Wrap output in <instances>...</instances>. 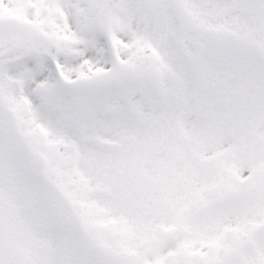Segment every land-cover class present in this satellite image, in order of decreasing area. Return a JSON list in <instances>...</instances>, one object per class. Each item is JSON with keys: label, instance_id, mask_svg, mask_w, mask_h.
Here are the masks:
<instances>
[{"label": "snow or ice", "instance_id": "obj_1", "mask_svg": "<svg viewBox=\"0 0 264 264\" xmlns=\"http://www.w3.org/2000/svg\"><path fill=\"white\" fill-rule=\"evenodd\" d=\"M0 264H264V0H0Z\"/></svg>", "mask_w": 264, "mask_h": 264}]
</instances>
